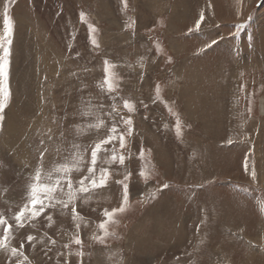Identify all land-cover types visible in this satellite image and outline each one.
I'll list each match as a JSON object with an SVG mask.
<instances>
[{"label": "rangeland", "instance_id": "obj_1", "mask_svg": "<svg viewBox=\"0 0 264 264\" xmlns=\"http://www.w3.org/2000/svg\"><path fill=\"white\" fill-rule=\"evenodd\" d=\"M9 15L0 213L11 219L25 203L42 148L47 171L71 142L110 130L99 107L109 103L100 91L105 60L117 108L133 119L125 148L116 145L124 165L98 161L109 169L107 186L77 200L82 219L49 209L16 231L11 244L25 241L31 264H264V0H14ZM238 24L247 27L237 39ZM97 118L106 121L99 133L88 127ZM127 173L129 201L101 242L103 210L120 207L117 181ZM77 222L81 245L71 242ZM12 259L0 251V264Z\"/></svg>", "mask_w": 264, "mask_h": 264}, {"label": "snow or ice", "instance_id": "obj_2", "mask_svg": "<svg viewBox=\"0 0 264 264\" xmlns=\"http://www.w3.org/2000/svg\"><path fill=\"white\" fill-rule=\"evenodd\" d=\"M14 3V0H6L3 5V35L0 36V123H2L4 117L3 112L7 107L6 100L10 98V89L7 87L8 71L10 65V47L13 42L14 23L9 15V4ZM83 14H81V21L83 22ZM205 19L203 12L200 13L199 19L195 23V31L199 32L201 24ZM247 25L238 24L235 26L236 38H239V34L246 29ZM193 29H189L191 33ZM93 29L89 30V38L91 44L94 47H99L96 40L91 39ZM251 42V36L248 37ZM5 42L7 46H5ZM216 39L211 40L206 45V48H211L217 44ZM205 49H202V51ZM157 98L159 95V85L156 86ZM100 91L104 93L105 99L109 100L108 105L101 104L99 107L103 115L111 118L110 130L104 135L98 136L94 141L81 145L76 142H71L65 154L63 162L59 163L55 168L44 170L43 158L47 148L40 150L41 164L37 168L32 177V183L27 192L25 203L16 210L11 219L3 213H0V251H3L11 258H14L8 262V264H31L29 256L24 251L25 241H21L19 246H13L11 241L15 238L16 231L25 228L26 224L36 221L38 218L45 215L49 209H59L61 211L70 209L71 217L73 221H79L82 219L77 212L76 203L77 200H87V194L93 190L104 188L107 186L110 172L108 168L98 167V161L101 159L110 160L112 163H119L124 165L125 155L116 152V145H119V149L123 150L126 146V136L131 137L133 135V119L131 115L124 116L117 108V101L119 97L113 94L117 91L116 86L113 84L110 73L109 63L104 61V78L103 86ZM156 102L155 99L153 101ZM147 107V105H145ZM123 110L132 114L136 112L135 104L128 100H124L122 104ZM175 115V113H173ZM98 122L89 124V129H95L98 133L101 128L106 126V121L101 118H97ZM124 126V131L120 130V126ZM176 131L180 133L179 120L176 122ZM51 138V137H50ZM43 143V142H42ZM232 141L229 140V144ZM144 151L140 150V156L143 157ZM247 160H245V171H247ZM73 172L83 173L78 178L73 177ZM131 173H127L123 176V180L117 181L118 184H122V200L119 208H113L111 211L108 209L103 210L104 220L99 223V229L102 232V236L96 237V239L103 242V236H107L106 225L112 222L116 213H122L125 211V206L129 201V176ZM143 175V173H141ZM253 179H255V170L252 172ZM168 185H163V188H167ZM47 221H52V215L45 217ZM14 221V223H13ZM76 232L72 234L71 242L76 245H81L82 240L80 238L79 229L80 223H75ZM37 238L31 234L27 235L26 243L33 245V241ZM51 244H55L56 240L49 238ZM34 246V245H33ZM68 247L67 244L64 245ZM49 251L51 249H48ZM81 257L83 253L80 254ZM64 264H68L65 260ZM82 264V261H81Z\"/></svg>", "mask_w": 264, "mask_h": 264}, {"label": "bare ground", "instance_id": "obj_3", "mask_svg": "<svg viewBox=\"0 0 264 264\" xmlns=\"http://www.w3.org/2000/svg\"><path fill=\"white\" fill-rule=\"evenodd\" d=\"M191 83H192V82H191ZM191 83H190V84H191ZM196 90H198V89H196ZM197 96H198V95H197ZM200 96H201V95H200ZM200 96H199V97H200ZM200 101H202V100H200ZM200 103H201V102H200ZM197 107H198V106H197ZM197 109H198V108H197ZM198 111H199V110H198ZM189 112H190V111H189ZM263 112H264V111H263ZM200 113H201V112H200Z\"/></svg>", "mask_w": 264, "mask_h": 264}]
</instances>
